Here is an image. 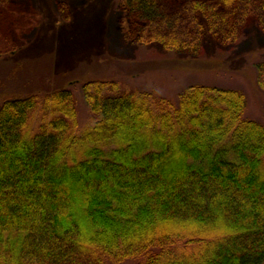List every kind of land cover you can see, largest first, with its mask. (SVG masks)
<instances>
[{
  "label": "trees",
  "instance_id": "1",
  "mask_svg": "<svg viewBox=\"0 0 264 264\" xmlns=\"http://www.w3.org/2000/svg\"><path fill=\"white\" fill-rule=\"evenodd\" d=\"M122 5L129 37L175 53L264 29V0ZM79 95L82 129L71 89L0 104V264H264V123L243 92L197 84L171 100L95 80Z\"/></svg>",
  "mask_w": 264,
  "mask_h": 264
},
{
  "label": "rangeland",
  "instance_id": "2",
  "mask_svg": "<svg viewBox=\"0 0 264 264\" xmlns=\"http://www.w3.org/2000/svg\"><path fill=\"white\" fill-rule=\"evenodd\" d=\"M125 3L11 0L2 7L0 42L6 51L0 56V104L71 89L82 129L93 123L79 95L86 81L114 80L121 91H152L171 100L187 86L198 84L243 92L245 117L264 123V90L257 83L264 29L249 23L232 45H219L205 31L199 53H175L157 43L137 44L129 37L135 21L123 8ZM34 118L35 132L39 116Z\"/></svg>",
  "mask_w": 264,
  "mask_h": 264
}]
</instances>
